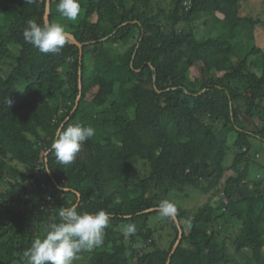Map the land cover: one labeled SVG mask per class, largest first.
I'll list each match as a JSON object with an SVG mask.
<instances>
[{"label":"trees","instance_id":"1","mask_svg":"<svg viewBox=\"0 0 264 264\" xmlns=\"http://www.w3.org/2000/svg\"><path fill=\"white\" fill-rule=\"evenodd\" d=\"M251 1L80 0L64 25L81 56L69 40L58 53L24 41L46 0H0V264H24L73 203L110 214L103 244L74 264H264V49L240 54L260 21L242 13ZM58 2L50 22L64 19ZM76 122L95 135L61 165L51 144ZM190 189L210 199L163 217L166 247L150 218Z\"/></svg>","mask_w":264,"mask_h":264},{"label":"clouds","instance_id":"2","mask_svg":"<svg viewBox=\"0 0 264 264\" xmlns=\"http://www.w3.org/2000/svg\"><path fill=\"white\" fill-rule=\"evenodd\" d=\"M31 2V0H28ZM190 2L184 5L189 7ZM81 11L80 0H59L57 12L65 21L75 22ZM26 43L37 48L41 53H58L68 41V32L62 22H49L44 19L37 22L29 19L23 30ZM263 49V48H262ZM95 135L91 125L80 122L62 127L56 133L51 144L56 161L61 165H70L81 151L84 142ZM63 192L68 191L65 184ZM162 217L174 218L177 207L173 201L162 200L159 205ZM56 222L47 226L42 236L33 239L30 247L22 253L24 264H74L79 254L99 247L104 242L105 230L109 227L110 214L103 210L78 211L76 203L61 207ZM124 235H133L134 224L124 226Z\"/></svg>","mask_w":264,"mask_h":264},{"label":"rangeland","instance_id":"3","mask_svg":"<svg viewBox=\"0 0 264 264\" xmlns=\"http://www.w3.org/2000/svg\"><path fill=\"white\" fill-rule=\"evenodd\" d=\"M242 13L245 15L253 16L256 19H259L261 21V23L259 21V23L257 24V27L255 28V31H254V37L252 39H249V36L247 34H244L243 42L248 44V46L246 48V51H242L240 54L244 55L245 53L249 52L250 49L252 48V46L264 49V0H253L251 2H248L245 5V7L243 6ZM62 20H63L62 23L65 24V20L64 19H62ZM203 20H204V18H201V19L195 20L193 22V24H191V26L194 29H196L198 36L200 38L212 34L210 27H208L207 24L204 25ZM208 24H214L213 20L212 19L208 20ZM65 28L67 31L68 26L65 25ZM67 32L70 33L69 31H67ZM208 32H209V34H208ZM253 56L254 55H252V57ZM252 57L250 56L249 60L252 59ZM192 74L195 75L196 72L193 71ZM257 125L258 126L262 125V122H260L258 119L255 120L254 124H250L249 127L252 129V128H254V126H257ZM233 141H234V139H233ZM254 146L256 149L259 150V152L261 154V158H262V155L264 156V144L255 141ZM232 148H231L230 154L233 152ZM253 171H254L253 173H255L256 169ZM187 194H188L187 196L185 195L182 199L175 200V202H174V198H173V200H170V201H173L175 203V205H179V206H182L183 208H188L190 210L195 211V210L199 209L200 207H202L204 204H206L210 199L208 195H206V194H204L201 191L196 190V189H190L187 192ZM157 215L152 216L150 218V224H152L154 228H155V225L157 226L158 231L156 232V235L158 237H161L162 244H164L166 247H168L171 239L169 237L170 235L168 233V229H166L167 226L164 227V224H166V220L163 217L157 218L158 217ZM162 223H163V227H162ZM85 259H86V256H82L79 259V262L76 264H90Z\"/></svg>","mask_w":264,"mask_h":264},{"label":"water","instance_id":"4","mask_svg":"<svg viewBox=\"0 0 264 264\" xmlns=\"http://www.w3.org/2000/svg\"><path fill=\"white\" fill-rule=\"evenodd\" d=\"M50 6H51V5H50V0H46V8H45V16H44V19L48 20L49 22H50V20H49ZM68 40L71 41L72 43H74V44H76V45L79 46V48H80V53H81V56H82V50H83V49H82V47H83L82 43L78 42V41L74 38V36H73L71 33H68ZM80 90H81V81H80ZM79 96H80V95H79ZM78 99H79V97H78ZM78 99H77L76 107H77V105H78ZM176 220H177V219H176ZM181 236H182V231H181V229H180L179 239L181 238ZM178 243H179V240H178L177 243L175 244V246H174V250H175V248L177 247ZM174 250H173V251H174ZM168 262H170V258H169Z\"/></svg>","mask_w":264,"mask_h":264}]
</instances>
